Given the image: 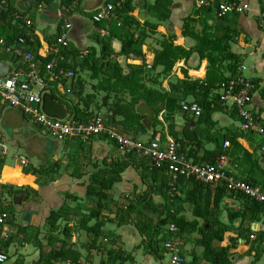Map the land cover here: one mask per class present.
<instances>
[{
  "label": "crops",
  "instance_id": "obj_1",
  "mask_svg": "<svg viewBox=\"0 0 264 264\" xmlns=\"http://www.w3.org/2000/svg\"><path fill=\"white\" fill-rule=\"evenodd\" d=\"M160 1L164 0H130L132 10L124 9L126 11L125 15L132 16L140 24L150 23L162 27L158 29V34L146 40L142 48L145 54L144 60H124L118 57L121 42L118 39L111 41V48L116 54L112 57L120 62L124 72L128 69L127 65L140 66L144 63L146 68L148 65L152 66L145 48H151L157 54L159 50L157 42L164 33L176 36L175 44L182 48L186 50L194 48L193 36L201 32L203 22L206 21V26L212 28L213 34L222 32L231 34L233 32L237 35L234 42L231 43V51L239 55L242 60L237 77L250 80L254 84V92L249 108L257 122L264 127V25L260 21V13H264V8L261 0H234L238 3L249 4L250 11L243 15H230L222 21L215 18L211 10V17L204 15L202 12L205 10L198 9L194 0H166L167 7L165 11L162 9L157 10L156 3ZM66 2L67 0H12L9 2L5 13L6 20H10V26L15 28L11 30L12 36H18L22 32H26L31 38L30 43L32 45H24L23 52L34 51L32 47L36 45L33 43L39 42L38 55L41 58L48 57L52 53L54 39L65 24L71 25L68 30L70 47L79 52L98 51L97 41L99 42L101 38L95 39L93 35L91 36L100 29L97 28L98 22L95 20V14L106 4H113L114 2H109V0H74L72 5L67 7L68 9L65 8ZM189 7H192V11L188 13ZM166 11L169 13L168 19L160 22L157 16L162 17ZM187 19L201 22V24L197 22L191 30L186 31V36H183L184 21ZM27 21L30 23L29 27L25 24ZM128 30L138 35V29H135L134 25ZM16 45L14 44L13 47ZM15 58L16 56L9 53L7 57L5 56L4 62L12 64L11 61ZM16 62L18 69H22L23 61L21 58L17 59ZM149 70L147 69V71ZM157 71L160 70L157 69ZM206 71L207 60L200 59L197 52H193L186 63L184 60L177 62L169 75L160 77L158 81L163 92L170 94L171 85L183 81H204ZM224 75L227 77L228 74ZM86 76L89 77L88 73ZM44 79L48 86L43 92H51L53 98L67 108L69 119H73L71 110L80 100L76 93L83 92L84 94L85 88L77 87L72 93L70 85L75 86V81H72V79L68 80L65 85L61 83V80L53 81L45 77ZM36 90L37 88H35ZM83 94L81 93L82 97L85 96ZM69 95H73L75 101L72 102L71 99L61 101L59 99V96L65 99ZM98 95L102 100L106 94L104 91H100ZM218 95V89L214 94L209 95L207 102L210 103V107L207 111L202 110L200 118L185 114L181 110L176 111L172 116L177 132L180 133L186 123H193L195 125L193 131L196 134V140L199 136L202 140V148L198 150L196 158H188L193 164L203 165L207 164L205 162L208 158L213 160L220 154H225L227 156L226 169L228 173L242 181L250 182L251 186L264 192V153L260 150L262 139L255 134L242 132L238 116L229 103L223 105L214 98ZM181 102L195 103V98L193 96L182 98L178 102L179 106ZM2 105L0 103V106ZM93 108L98 109V106L96 108V101L91 109ZM15 111L21 115L23 120L28 118L20 111ZM6 112L12 113L10 111ZM96 113L97 118L107 117L109 119L106 107L101 108ZM164 116V112L161 111L158 120L163 125V132L168 135ZM12 117L14 118V116ZM4 118L0 122H7L14 127L13 134H11V144L16 143L22 148L24 154L20 156L27 158L30 164L29 168L34 169L31 159L38 161L37 164L40 169L50 167V165L54 167V169H52L53 167L49 169L52 174L48 173L42 177L38 174L39 179L35 175L21 174L22 168L19 165H6V146L3 141L4 137H0V158L3 161L0 170V186L9 187L12 185L24 190L22 194L16 196L4 193L5 204L0 202V213L7 210L12 214V217L7 219L5 228L1 227L0 230V253L7 256L8 260L6 262H9L7 264H103L106 250L110 249L106 244L120 248L130 254L133 261L128 264H169L168 251L164 249L161 254L156 252V256L153 257L146 251L145 239L139 235L131 224L118 226V213L121 209L126 210V207L132 203L136 202V206L140 209L148 208L149 203L155 208L164 205L165 197L159 188L161 183L158 176L150 175L151 163L148 158L137 154L123 156L117 152L115 145L105 137L92 138L88 142H81L82 145L80 146L76 139L59 143L45 131L50 140L43 139L36 132L29 131L30 141L28 144L21 146L13 137L14 133L19 130L21 122L16 121L15 118L14 121L7 117ZM111 125L114 128L116 127L112 123ZM146 134L148 135L147 138ZM146 134H139L136 138L126 137L148 141L152 134L147 132ZM143 136L145 139L141 138ZM217 136L222 139L225 137L233 139L239 149L236 148L238 150H235L233 145L223 149L222 140L220 143L216 141ZM185 149L188 150L189 148ZM10 158H13V156H10ZM200 159L203 160L201 164L198 162ZM12 161L14 162L13 159ZM112 161L123 163L125 167L120 172L119 179L114 182L107 193L106 209L100 213L99 218L88 219L91 210L95 208V200L86 197L90 187V176L104 170V167L109 166ZM41 163L44 166H40ZM37 181L38 183H36ZM187 192L188 188L185 186L176 188V195L181 198V204L176 212L177 218L186 223L197 222L198 227L207 231L209 225L193 215L195 209L192 205L184 203ZM228 196L227 193V198H224L219 214L220 221L223 220L224 223L227 222L228 212L238 211L241 207L239 201L233 197L228 198ZM140 197H142V200ZM149 211L148 215H150L153 222L164 218L163 212V215L159 217V210L149 209ZM51 213L58 214L57 223L52 229L47 225ZM211 218L210 215H207V219ZM99 223L101 225V235L97 244L90 246V233L88 230ZM171 225L177 229V236L181 241L180 254L185 258L184 264H209L203 260V250H197V252L195 250V246H198L196 244L199 238L198 232L185 229L179 237V230L174 224L167 225L166 232H169ZM239 225L240 222L235 221L234 226L239 227ZM244 227L250 231V235L264 233V215L258 221L246 222ZM5 229L7 232L4 234ZM6 234L7 237L5 238ZM100 238L102 244L99 243ZM230 238H237L235 232L226 233L220 246L227 247ZM60 252L61 254H59ZM229 255V264H264V252L261 250V245L256 243V239L251 241L249 238L248 243L239 239L236 247L229 251Z\"/></svg>",
  "mask_w": 264,
  "mask_h": 264
},
{
  "label": "trees",
  "instance_id": "obj_2",
  "mask_svg": "<svg viewBox=\"0 0 264 264\" xmlns=\"http://www.w3.org/2000/svg\"><path fill=\"white\" fill-rule=\"evenodd\" d=\"M2 1L3 0H0V3ZM5 1H7V4L0 10V41H2V44H0V60L3 61L5 60V56L7 57L10 53V51H8L9 47L17 44L19 38L25 40L26 46L32 45L30 43V35L26 32L19 34L21 36H12L13 33H11V30H13L14 27L10 26V20H6L5 13L7 5L12 0ZM73 1L74 0H67L65 8L68 9L67 7H70ZM109 2H120L121 8L115 12L116 19L108 23H97V28L108 29L109 32L108 37L100 39L99 42L97 41V46L99 47L98 51L91 50L89 52H79L75 48L70 47V45L65 49L61 48L57 43L60 31L54 39L52 53L46 58H41L38 55V48L40 47L39 42L33 43L36 46L32 47L34 51L31 53L33 54V61L35 67L38 69L40 77L49 78L50 73L48 65L55 61L56 67H54L52 71H62L63 73L70 71L74 74L72 81H75V86L72 87V85H70L73 93L77 87H84L85 82L81 76H79V73H88L89 80L96 81L97 84L91 86L93 89L92 94L82 97L81 93L83 94V92H81V90L80 94L76 93L77 96L80 97V100H78L79 102L71 110L73 119L78 123L88 124L97 118L95 112L98 113L101 108L106 107V110L109 113L110 124L112 123L115 126L119 124L125 137L131 136L132 138H136L139 134H146V130L141 124L143 117L135 112L136 106L140 102H145L155 112V118L152 124V135L157 134L164 138L166 136L164 132L158 133L155 131L156 125L161 124L158 120V116L160 112L163 111L165 114L164 123L167 125V134L179 144V151L181 153L185 154L187 157L196 158L198 150L202 148V140L200 139V136L193 144L185 143L181 138L180 133L175 130L172 116L176 111L181 110V107L178 104L180 99L187 96H193L195 98V103H197L203 111H207L210 107V103L207 102L209 95L214 94L217 91L218 85L221 83L227 80H233L238 76L242 60L239 55L231 51V43L234 42V38L237 35L233 34V32L231 34L226 32L213 34L212 28L206 26L205 21L203 22L201 32L199 34H194L193 36L195 42L194 48L186 50L175 44L176 36L164 33L157 42L159 50L156 54L155 62L152 64L149 71H147V68L143 63L140 66L127 65L128 69L124 72L123 68L120 66V62L112 57V55L114 56L116 54L111 48V41L113 39H118L121 42L117 54L118 57H121L124 60H144L145 54L143 53L142 48L149 37L158 34L157 31L161 26L151 25L150 23L140 24L132 18V16H129L128 14H126V16V11L124 9L128 8L129 10H132L130 0H109ZM156 7L157 10L162 9L165 11L167 1L164 0L162 2H157ZM204 10L205 11L202 13L211 17L210 10ZM168 16L169 13L166 11L162 17L158 15L157 18L162 22L168 19ZM223 19L218 20L222 21ZM197 22L198 21L192 19L185 20L182 35L186 36V31L191 30L193 25L197 24ZM198 23L201 24V22ZM118 24L119 26H117ZM132 25L135 26V29H138V35L133 34L130 32L131 30H128ZM21 48L23 49V47ZM193 52H197L200 59L207 60L205 80L199 82H179L170 86V94H165L161 89L158 79L169 75L177 62L184 60L186 63ZM84 53L86 54L85 56H83ZM17 59L20 58L16 57L11 61L15 66V72L20 70L17 67ZM22 65L23 69L24 64ZM157 69L160 71L158 72ZM145 73L147 74L145 75ZM184 74L186 75L185 71ZM224 74H228L227 77ZM67 81L68 79H61V83L64 85ZM100 91H104L106 95L100 102L97 101V110L91 109L96 101L95 93ZM214 98L219 101V97L215 96ZM233 111L237 115L236 111ZM225 141H230L229 144L231 143L230 145H233L235 150L239 149V146L233 139L225 137L222 139L221 145L224 144ZM78 142L80 146L83 143H81L80 140H78ZM185 148L189 149L186 150ZM132 155H136V153L125 156ZM213 160H209L208 158L205 163H212ZM202 161L203 160L201 159L198 160L200 164ZM2 166L3 161L0 158V170ZM51 167L53 166L42 167L43 169H40L38 174L42 177L47 173H52L49 172ZM124 167L125 164L112 161L109 166L107 165L104 167V170H100L98 173L90 176V187L86 193V197L95 200V208L91 210L88 219L99 218L100 213L106 209V203L108 200L107 193L114 182L119 179L120 172H122ZM32 171L34 170L26 168L22 170L21 174H30L34 176L35 173ZM152 174L158 176L159 182L161 183L159 188L165 197L164 205L155 208L149 203L150 206H148V208L145 207L140 209L136 206L137 203L135 202L126 207V210L121 209L117 215V220L118 226L131 224L137 230L139 235L145 239L146 251L153 257L156 256V252H159V254L163 252V245L170 238V234L169 232H166L165 228L169 224H174L179 230V237L185 229L198 232L199 238L197 239L196 244L203 250V260L205 262L209 264H229V251L236 247L237 241L239 239L245 240V243H248L249 241L251 233L248 229H245L244 224L246 222L250 223L258 221L259 218L264 215L263 205L242 195L230 194L222 185H206L191 179L180 178L174 186V191L171 192L172 188L168 185L169 178H167L162 170L156 169L151 165L150 175ZM245 182L248 185H251L250 182ZM178 186H185L188 188L184 203L192 205L193 209H195L193 215L202 219L209 225L207 231L198 227L197 222L186 223L183 222L182 219L177 218V208L181 204V198L176 195V188L178 189ZM23 192L24 190L12 185L9 187L0 186V198L4 197V193L16 196ZM25 193L27 194V192ZM227 193L229 194L228 198H235V200L240 202L241 207L238 211L228 212L227 222L222 223L219 219V214L221 213L222 202L224 198H227ZM169 194H172V196ZM140 199L142 200V197H140ZM149 209L154 211L159 210V217L163 215V212L164 218H160L157 222H153L150 217L143 213V211ZM6 213L7 219L12 217L11 212H7L6 210ZM207 215H210L212 218L207 219ZM57 220L58 214L51 213L47 225L52 229L55 227ZM235 221L240 222L239 227L234 226ZM100 230V223L88 230L90 233V246H95L97 244L101 235ZM230 231L235 232L237 238H230L228 240L229 245L227 247H221L220 244L223 242L224 235ZM263 242L264 233L257 234L256 243L261 245ZM61 252L59 254H61ZM131 261H133V259L130 254L113 246L110 247L109 250H106L103 264H128Z\"/></svg>",
  "mask_w": 264,
  "mask_h": 264
},
{
  "label": "built area",
  "instance_id": "obj_3",
  "mask_svg": "<svg viewBox=\"0 0 264 264\" xmlns=\"http://www.w3.org/2000/svg\"><path fill=\"white\" fill-rule=\"evenodd\" d=\"M6 2L3 0L0 3V10L7 4ZM194 3L198 9L211 10L217 19H223L230 15H243L250 11L249 4L238 3L234 0H194ZM120 8V2L106 4L95 14V20L98 23L111 22L116 19L115 12ZM260 21L264 25V13H260ZM25 24L30 26L28 21ZM69 28L70 24H65L59 33L58 45L63 49L69 46ZM97 33L101 39L109 35L108 29L105 30L104 28L98 29ZM24 45H26L25 40L19 38L17 45L8 49L12 55L21 58L24 68L5 79H0V103L20 111L35 125L44 129L54 140L60 143L76 139L85 143L92 138L105 137L115 145L117 152L123 156L136 153L148 158L152 167L162 170L169 178L171 192L174 191L178 179H191L206 185H222L228 193L242 195L264 206V192L228 173L225 154H220L214 158L212 163L196 165L179 151V144L168 135L163 138L155 134L148 141H141L125 137L117 132L107 117L96 118L88 124L78 123L69 118L64 122L47 118L41 111V95L47 88V83L44 78L40 77L35 67L33 54L23 52L21 47ZM85 55L84 53L83 56ZM55 65V61L48 65L50 73L48 80L58 81L62 78L72 79L74 77L72 72L52 71L56 67ZM150 68L151 66L148 65L147 69ZM217 89L220 103L223 105L229 103L231 108L236 111L240 121V130L244 133L255 134L262 139L260 150L264 153V127L257 122L249 108L254 92L253 83L242 77H236L221 83ZM180 107L183 113L191 114L196 118L202 114V109L195 103L181 102ZM229 147L230 144L225 141L223 148ZM19 163L23 169L29 166L25 157H20ZM0 202L3 204L5 200L0 198ZM6 221L7 213H0V226L5 228ZM4 231L5 234L7 231L6 229ZM169 234L170 238L163 246L168 251L169 264H184L185 258L180 254L181 241L177 236V229L173 225L170 226ZM4 237L6 238L7 234ZM249 238L251 241L255 240L256 235L252 234ZM261 250L264 252V242L261 243ZM7 260V256L0 253V264Z\"/></svg>",
  "mask_w": 264,
  "mask_h": 264
},
{
  "label": "rangeland",
  "instance_id": "obj_4",
  "mask_svg": "<svg viewBox=\"0 0 264 264\" xmlns=\"http://www.w3.org/2000/svg\"><path fill=\"white\" fill-rule=\"evenodd\" d=\"M202 10H204V9H202ZM190 11H192V7H189L188 13ZM92 35L95 37V39H99L96 32H94L93 34H91V36ZM86 75H87V73H84V74L81 73V72L79 73V76H81V78L85 82L84 83V85H85L84 88L85 89H84L83 96L84 95L92 94L93 93V89H92L91 86L95 85V83H96V82H92L91 80H89V77H87ZM95 96H96V103H97V101L100 102L101 100L99 98L98 92L95 93ZM59 99L61 101H63V100L66 101V99H68V100L71 99L72 102L75 101L73 95H69V96L65 97V99H64V97H60L59 96ZM6 111H10L12 113L9 114ZM12 116H14V118H15L16 121L21 122V126H20L19 130L16 133H14V136H13L14 137V140H16V142H19V144L21 146H24L25 144H28V142L30 141L29 140V136H30L29 131L36 132L37 135L40 136V137H42L43 139L50 140L49 137L45 134L46 131L44 129L39 130V127L37 125L33 124V122L30 119L27 118L26 120H23V118L21 117V115H19V113H17V111H15L14 109L10 108L7 105L0 106V121H2V119H5L4 117H7V118H9V119H11V120L14 121V118ZM0 126H1L0 127L1 128L0 129V137L1 136L4 137V140L3 141H4L5 146H6V154H5V157L7 159L6 165H9V166L19 165L20 166L17 157H19L20 155H23L24 154V151L16 143L11 144L12 143V135L11 134H13L12 130H13L14 127L11 124H8L7 122H0ZM115 128L117 129L118 132H120V133L123 134V131H122V129H121V127H120L119 124H117V126ZM163 130L164 129H163V125L162 124L156 125V127H155V131L156 132L162 133ZM41 132H43V133H41ZM147 137H148V135L146 134V138ZM219 137L220 136H217L216 137V141L218 143H220L221 140H222V138H219ZM141 138L142 139H145L144 136L141 137ZM10 156H13V158H10ZM12 159L14 160V162L12 161ZM30 161H31V164H32L33 168L35 169V170L34 169L33 170L36 171V172H34V171H32V172L35 173V176L37 177L38 171L40 169L39 165L37 164L38 161L36 159H33V160L31 159ZM43 163H41L40 166H44ZM52 169H54V167ZM37 179H39V178L37 177ZM36 183H38V181ZM61 196H63V195H61ZM63 199H64V197H63ZM143 213L146 216L150 217V215H148L150 213L149 210H145V211H143ZM222 215H223V213H222ZM220 219H221V217H220ZM99 243L102 244V239L101 238L99 240ZM189 245H191V244H189ZM106 246L108 248L111 247L109 244H106ZM193 246H192V248H193ZM195 250L197 252V250L201 251L202 249H200L198 246H195ZM7 263H9V262H6L5 264H7Z\"/></svg>",
  "mask_w": 264,
  "mask_h": 264
},
{
  "label": "water",
  "instance_id": "obj_5",
  "mask_svg": "<svg viewBox=\"0 0 264 264\" xmlns=\"http://www.w3.org/2000/svg\"><path fill=\"white\" fill-rule=\"evenodd\" d=\"M261 4L264 8V0H261ZM146 53L151 59V65L154 63V59L156 56V51L151 48H145ZM15 72V68L12 64L4 62L0 60V79H5L8 76L13 75ZM41 111L42 113L49 119H53L56 121L64 122L69 118V111L64 105L58 103L54 98L51 92L45 91L41 95ZM136 114L143 116L144 119L141 121L142 126L146 130L147 133H153V120L155 118V113L151 110L145 103H139L135 108ZM195 125L193 123H186L181 131V137L183 140L192 144L196 141V134L193 131ZM224 223L223 220H221Z\"/></svg>",
  "mask_w": 264,
  "mask_h": 264
},
{
  "label": "clouds",
  "instance_id": "obj_6",
  "mask_svg": "<svg viewBox=\"0 0 264 264\" xmlns=\"http://www.w3.org/2000/svg\"><path fill=\"white\" fill-rule=\"evenodd\" d=\"M71 26V25H70ZM69 45H70V42H69ZM146 52V51H145ZM18 58V57H17ZM63 79H65V78H63ZM68 80H71V79H68ZM44 81H45V79H44ZM46 82V81H45ZM47 83V82H46ZM47 86H48V84H47ZM20 157H24V156H19V157H17V159H18V162H19V158ZM27 159V158H26ZM29 162V161H28ZM20 164V163H19ZM30 165V164H29ZM20 167H21V165H20ZM30 166H28L27 168H29ZM22 168V167H21ZM24 169H26V168H24ZM23 168H22V170H24ZM2 227V226H1ZM3 228V227H2Z\"/></svg>",
  "mask_w": 264,
  "mask_h": 264
}]
</instances>
